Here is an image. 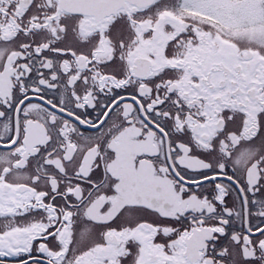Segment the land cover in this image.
I'll use <instances>...</instances> for the list:
<instances>
[{
	"label": "snow or ice",
	"instance_id": "snow-or-ice-1",
	"mask_svg": "<svg viewBox=\"0 0 264 264\" xmlns=\"http://www.w3.org/2000/svg\"><path fill=\"white\" fill-rule=\"evenodd\" d=\"M0 264H264V0H0Z\"/></svg>",
	"mask_w": 264,
	"mask_h": 264
}]
</instances>
